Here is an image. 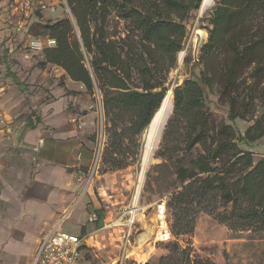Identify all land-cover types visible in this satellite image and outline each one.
<instances>
[{"label":"trees","instance_id":"1","mask_svg":"<svg viewBox=\"0 0 264 264\" xmlns=\"http://www.w3.org/2000/svg\"><path fill=\"white\" fill-rule=\"evenodd\" d=\"M66 1L74 20L40 24L42 35L56 41L42 52L41 66L63 69L88 92L98 88L109 123L103 164L119 171L139 161V137L164 101L187 24L203 0ZM112 15L127 24L124 36L107 34ZM211 15L203 67L173 90L156 155L163 162L155 169L174 178L167 208L176 238H191L202 213L235 236L264 237V157L253 151L264 141V0H218ZM168 249L189 264L204 263L178 242Z\"/></svg>","mask_w":264,"mask_h":264},{"label":"rangeland","instance_id":"2","mask_svg":"<svg viewBox=\"0 0 264 264\" xmlns=\"http://www.w3.org/2000/svg\"><path fill=\"white\" fill-rule=\"evenodd\" d=\"M213 9L205 14H200L199 11L196 12L187 24V36L183 43V53L181 52L184 56L180 60L181 53L178 55L177 67L168 76V84L166 86L168 89L171 87L174 90L176 87L183 86L186 79L200 74L203 67L200 63V48L208 40L209 32L207 29L210 27ZM45 15H52L54 19L50 20L57 21L69 17V12L65 8L60 7L55 13L45 12L38 14L37 19L29 28L26 35L43 40L47 39V37L42 35L40 27L41 23L50 21L47 18L45 19ZM106 30L108 35L117 38L125 35L127 24L112 15L106 23ZM6 51L5 42H1L0 59H3V61L0 68V81L2 79H11L14 75H20L21 79V77L32 76L34 74H40L41 76L44 72H47L49 75L58 73V67L52 64L45 67L41 66V63L44 61L43 53L31 49L30 43L26 44L25 38L24 40H18L16 47L18 55L16 59L8 58V55L5 54ZM86 65L89 66L87 62ZM11 81L13 82L12 79ZM41 84L42 79L39 78L34 85H26L27 87H34L33 92H29L32 98L41 95V91L46 89ZM60 84H62V80H60ZM98 93L100 91L97 87L92 93L88 92L87 88L84 87V96L81 102L83 106L87 103L84 109L95 117L94 132L91 134L93 142L97 139L98 129L104 123V130L107 135L106 148L109 140V123L107 118H105L103 104L101 105L98 101ZM259 116H261V113ZM18 119L27 121V114L22 112ZM247 125L249 123H244V126ZM145 132L139 137L142 152L136 164L133 163L129 167L119 171L107 170L104 164L101 165L102 168L99 176L91 183V195L97 203V209L89 206L86 210L88 216L84 214V219L81 223L78 222V224L74 222L70 214L67 217L69 221L66 222L63 228L71 233L80 234L84 244L80 264H115L117 258L122 256L121 247L124 236L130 222L134 220L135 223L132 227L133 236L130 239L129 258L124 261V264H145L147 262L153 264H189L187 256H183L180 253L172 255L168 247L174 242H178L183 249L191 248L192 259L194 260L197 257L204 261L203 264H209V262L210 264H264V237L261 234L242 232L235 236L224 224H220L213 216L207 213H202L199 216L195 234L191 238L178 239L172 234L171 240H160V221L157 211L159 206L165 203L166 221L168 229L171 232L172 215L168 211L167 204L174 182L171 171H166L161 176L158 175L155 167L163 162L160 158L156 157L144 178L145 181H143L139 195V206L135 215L137 217H133L128 213L134 209V197L140 184V163L143 154L144 138L146 136ZM161 143L162 140L157 148V153L161 150ZM245 148L247 149V147ZM253 149L255 150L256 147ZM22 150V157L19 151H17L18 153H14L13 149H10L8 152L7 148L1 151L4 156L0 153V159L8 157L9 162L5 167L6 174L3 175L6 184L0 179V192L5 187H14V183L18 181L21 175L18 174V171H21L23 169L21 167H26L27 163L33 160L32 152L30 153L27 148ZM21 158L23 160L20 161ZM255 158L258 159L257 156ZM87 172L88 169L84 170V174ZM82 204L83 201L79 202L76 208L78 209ZM92 213L100 214L98 221H90L89 216ZM82 215L83 211L79 215L75 214L74 217L83 218ZM78 226L79 228L77 229ZM91 237V241L93 242L89 246L86 241L90 240Z\"/></svg>","mask_w":264,"mask_h":264},{"label":"crops","instance_id":"3","mask_svg":"<svg viewBox=\"0 0 264 264\" xmlns=\"http://www.w3.org/2000/svg\"><path fill=\"white\" fill-rule=\"evenodd\" d=\"M10 13L7 0H0V43L5 42L7 57L16 59L18 40L25 38L29 44L35 38L26 35L35 15L31 25L17 35ZM46 18L54 19L52 15H45ZM2 61L0 59V68ZM57 69L58 73L54 75L44 72L41 76L34 74L21 79L20 75L16 76L17 84L14 77H11L13 82L9 78L0 81V104L10 120L7 133L0 135V153L6 148L7 152L10 149L14 153L19 151L21 157L22 149L27 148L33 153V160L18 171L21 175L15 186L7 185L10 188L5 187L0 192V264H34L46 234L56 230L71 233L63 228L69 220L61 223L64 214L69 212L78 224L84 214L88 216L89 206L97 209L91 195L92 185L77 180L93 158L95 142L91 134L95 117L84 109L87 103L83 106L81 102L85 86L74 82L63 69ZM39 78L46 89L35 99L29 93L34 87L26 85H34ZM22 112L27 114V121L18 119ZM73 117L87 121L86 128L79 130L71 121ZM253 151L258 159L264 157V141ZM8 162V157L0 159V179L4 184ZM81 201L83 204L77 209ZM81 211L83 218H75L74 215ZM91 240L92 237L86 241L89 246Z\"/></svg>","mask_w":264,"mask_h":264},{"label":"built area","instance_id":"4","mask_svg":"<svg viewBox=\"0 0 264 264\" xmlns=\"http://www.w3.org/2000/svg\"><path fill=\"white\" fill-rule=\"evenodd\" d=\"M7 3L11 7L10 21H12L15 33L24 32L33 21V17L36 12L45 13L57 12L58 8L63 7L69 12V18L74 20L71 14L69 4L66 0H7ZM56 44L53 39L47 38L46 40L34 38L30 42V48L36 51L43 52L46 48H51ZM98 101L103 104L101 100V95L98 93ZM72 123L77 126L79 130H84L87 126V121L83 118L73 117L71 118ZM10 127V120L5 108L0 104V135L7 133ZM104 123L97 132V139L94 143L93 148V158L88 167V172L83 175H79L77 180L79 182L84 181L87 185L95 180L99 176L101 165L104 159V149L107 141V135L105 134ZM131 216L136 217L137 210L132 209L128 212ZM166 205L163 203L159 206L157 211V216L160 221V240L169 241L172 239V233L168 229L167 225V215ZM69 212L61 217V223L66 221ZM90 221L95 222L98 220L96 213H92L90 216ZM135 220L130 222L129 228L124 236V241L122 243V256L116 264H124V261L129 258L131 237L133 236L132 227ZM84 245L81 236L78 234H71L64 231H52L41 240L38 247V254L34 264H79L81 252L80 248Z\"/></svg>","mask_w":264,"mask_h":264},{"label":"bare ground","instance_id":"5","mask_svg":"<svg viewBox=\"0 0 264 264\" xmlns=\"http://www.w3.org/2000/svg\"><path fill=\"white\" fill-rule=\"evenodd\" d=\"M215 3H216V0H203L202 8H201V11L199 13L200 14L207 13L212 8H215L214 7ZM203 35H205V34H203ZM182 53L180 56V60H182V57L184 56V55H182ZM166 96H167L168 105H169L168 114L166 115V117L162 114V112L157 114L156 115L157 117L154 120V122L152 123V125L149 126L147 128V130H145L146 136L144 138L145 141H144V146H143V154H142L141 163H140V166H141V173H140V179H139L140 184L138 186L136 195L134 197V200H135L134 201V211L138 210L139 195L141 192L143 181H145L144 178H145V176H146V174L150 168V165L153 164L155 159H156V153L158 150L157 148H158V146L162 140V137L164 135L166 123H167L171 113H173L172 111H173V105H174V98H173V89L171 87L168 89Z\"/></svg>","mask_w":264,"mask_h":264},{"label":"water","instance_id":"6","mask_svg":"<svg viewBox=\"0 0 264 264\" xmlns=\"http://www.w3.org/2000/svg\"><path fill=\"white\" fill-rule=\"evenodd\" d=\"M201 8H202V4H201V7H200V9H199V12L201 11ZM173 97H174V95H173ZM168 109H169L168 99H167V96L165 95V97H164V101H163L161 107H160L159 110L154 114V118L152 119V122H151V124H150L149 126L152 125V123L154 122V120H155L156 117H157L156 115L159 114L160 112H162V114L166 117V115L168 114ZM173 109H174V105H173ZM172 112H173V111H172ZM171 114H172V113H171ZM170 117H171V116H170ZM170 117H169V119H170ZM169 119H168V121H167V123H166V126L168 125ZM165 128H166V127H165Z\"/></svg>","mask_w":264,"mask_h":264}]
</instances>
